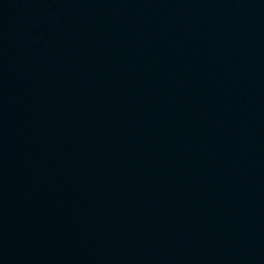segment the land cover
I'll list each match as a JSON object with an SVG mask.
<instances>
[{
	"label": "water",
	"instance_id": "1",
	"mask_svg": "<svg viewBox=\"0 0 264 264\" xmlns=\"http://www.w3.org/2000/svg\"><path fill=\"white\" fill-rule=\"evenodd\" d=\"M0 264H264V0H0Z\"/></svg>",
	"mask_w": 264,
	"mask_h": 264
}]
</instances>
